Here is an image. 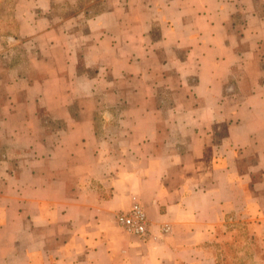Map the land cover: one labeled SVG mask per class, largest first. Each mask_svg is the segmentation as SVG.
Returning <instances> with one entry per match:
<instances>
[{
  "label": "crops",
  "instance_id": "1",
  "mask_svg": "<svg viewBox=\"0 0 264 264\" xmlns=\"http://www.w3.org/2000/svg\"><path fill=\"white\" fill-rule=\"evenodd\" d=\"M112 1L87 27L116 40L82 56L30 11L51 0H21L15 29L0 19V264H218L225 224L264 264V0ZM118 11L148 18L128 53ZM44 40L66 74L33 55ZM114 82L122 100L93 107ZM134 201L144 238L115 222Z\"/></svg>",
  "mask_w": 264,
  "mask_h": 264
},
{
  "label": "rangeland",
  "instance_id": "2",
  "mask_svg": "<svg viewBox=\"0 0 264 264\" xmlns=\"http://www.w3.org/2000/svg\"><path fill=\"white\" fill-rule=\"evenodd\" d=\"M20 1L21 0H0V19L4 23H6V26H8L9 29H15L17 26L16 19L14 18V16H12V11H17V9L20 7ZM114 3L115 2L112 0H51V5L48 9L32 7L30 11H37V17H44L43 23H45V26L49 27L50 29H54L58 34L61 33L63 35L62 39L67 38L70 35H72L71 38H76L78 44L81 43L80 48H78L77 51L78 56H82L87 46L93 45L97 39H101L100 33L105 32L106 36L108 35L107 33H109L108 38L113 39L115 35L117 36V28H115V25H110L109 27L105 28L103 32H100L98 30L91 31L87 27L88 19L95 17L96 15H99L101 13L109 12L104 10L112 8L114 6ZM142 13V11H118V18L121 22V27H125V29L134 31L126 33L123 36V40L126 41V53L132 50L134 43L142 40L143 35H140L141 32L138 31V28L135 26L136 24L139 25V23L147 22L148 18ZM158 35L159 33L156 28L153 29L150 33L152 39H156ZM115 40L116 39H114L113 41ZM42 45L43 46L42 48H40V50L34 48L31 49L34 56H36L37 53L39 60H42V58L44 57L45 64L43 63L41 64V66H45L48 71H52L53 69L56 70V67L57 69L60 67V74H66L65 68L67 69L68 64L67 54L64 56V52L63 50H61V52H54V55L52 50L47 47L46 40L42 42ZM15 51V55L17 57H24L23 55L25 53L22 54V49H16ZM53 55H57L58 57L54 58ZM60 56L62 58L66 57V63L63 62L64 59L61 58L62 62H60L61 64H59L58 60ZM77 66L79 73H86L90 76H93L97 71L94 65L85 70L82 66L81 61L78 62ZM116 88L124 93L126 91L125 88H128V85H122L119 82H114L111 84L109 89H105L103 91L98 90L97 93L93 95L89 100L92 106L97 109L101 105H110L116 103L118 97H116V95L112 93ZM103 92H106L105 96H103ZM130 98H133V96L130 95ZM118 99L122 100L121 98ZM80 103L82 102L79 100L73 101L72 103H70L71 109H75L76 111ZM94 111V118H96V116L100 117V113H97L95 109ZM38 115L41 118L49 119V117L46 116V114L41 110L38 111ZM75 116L76 118H79L83 115L80 116L79 113L76 112ZM249 233L250 229L245 225L237 224L236 226H234L225 224L221 226L218 230L217 239L213 245L216 249L220 250L217 253L218 264H245L244 259L246 256L239 253H244V250L254 253L256 252L259 245L254 239H248V237L250 236ZM245 237L247 238L245 239ZM249 258L251 264H262L261 262H256L253 255H247V261ZM247 264H249V262Z\"/></svg>",
  "mask_w": 264,
  "mask_h": 264
},
{
  "label": "built area",
  "instance_id": "3",
  "mask_svg": "<svg viewBox=\"0 0 264 264\" xmlns=\"http://www.w3.org/2000/svg\"><path fill=\"white\" fill-rule=\"evenodd\" d=\"M116 224L126 233L133 236L144 238L148 234V219L144 207L134 201L130 208L125 212H119L115 216ZM163 233L168 231V227H161Z\"/></svg>",
  "mask_w": 264,
  "mask_h": 264
},
{
  "label": "trees",
  "instance_id": "4",
  "mask_svg": "<svg viewBox=\"0 0 264 264\" xmlns=\"http://www.w3.org/2000/svg\"><path fill=\"white\" fill-rule=\"evenodd\" d=\"M216 239H217V237H216Z\"/></svg>",
  "mask_w": 264,
  "mask_h": 264
}]
</instances>
